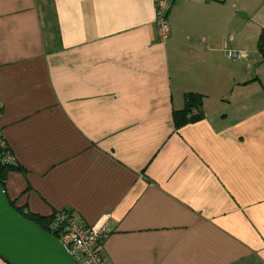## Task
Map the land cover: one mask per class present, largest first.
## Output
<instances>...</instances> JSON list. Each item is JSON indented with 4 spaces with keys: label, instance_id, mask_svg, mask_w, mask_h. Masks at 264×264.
<instances>
[{
    "label": "crops",
    "instance_id": "0c3cea01",
    "mask_svg": "<svg viewBox=\"0 0 264 264\" xmlns=\"http://www.w3.org/2000/svg\"><path fill=\"white\" fill-rule=\"evenodd\" d=\"M154 20V0H0L7 196L107 219V264H264V0H174L163 43ZM189 92L203 117L176 128Z\"/></svg>",
    "mask_w": 264,
    "mask_h": 264
},
{
    "label": "water",
    "instance_id": "95a60500",
    "mask_svg": "<svg viewBox=\"0 0 264 264\" xmlns=\"http://www.w3.org/2000/svg\"><path fill=\"white\" fill-rule=\"evenodd\" d=\"M0 258L7 264H75L57 237L11 206L1 183Z\"/></svg>",
    "mask_w": 264,
    "mask_h": 264
},
{
    "label": "built area",
    "instance_id": "2783aa9c",
    "mask_svg": "<svg viewBox=\"0 0 264 264\" xmlns=\"http://www.w3.org/2000/svg\"><path fill=\"white\" fill-rule=\"evenodd\" d=\"M174 0H154L155 4V33L160 42H165L170 34L168 12ZM225 55L232 61L246 57V52L237 48H226ZM1 117V107H0ZM0 133V144L3 145ZM5 161L14 158L7 154ZM50 230L58 234V240L71 254L75 264H107V259L102 252L103 238L109 232L107 219H103L93 226L77 222L72 215L61 211L50 221Z\"/></svg>",
    "mask_w": 264,
    "mask_h": 264
},
{
    "label": "trees",
    "instance_id": "16d2710c",
    "mask_svg": "<svg viewBox=\"0 0 264 264\" xmlns=\"http://www.w3.org/2000/svg\"><path fill=\"white\" fill-rule=\"evenodd\" d=\"M257 49L259 53L262 56V61L264 62V29H262L259 33L258 40H257ZM202 103H203V96L198 94V93H193L189 92L184 95V107L181 110H177L173 114V120H174V125L176 128L181 127L183 124L188 123V122H193L198 119H201L203 117V112H202ZM2 139V138H1ZM3 145L0 144V183L1 185L5 188V179L9 171L17 169V163L15 160L13 161H5L4 157L7 154H11L10 150L6 146L4 140ZM11 206H13L19 213L24 215L26 218L36 222L39 226L43 227L46 229L49 233L53 234L55 237L58 236L57 233L53 232L50 230L49 224L50 221H52L56 214L64 211L68 213L69 215H72L70 211L68 210H61V211H56L51 213L50 215L43 216V215H38L34 213H30L24 208L17 206L12 200H10Z\"/></svg>",
    "mask_w": 264,
    "mask_h": 264
}]
</instances>
